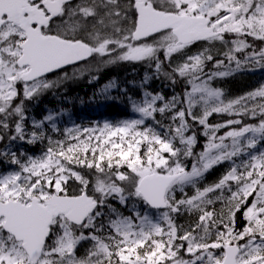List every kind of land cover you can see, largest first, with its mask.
Instances as JSON below:
<instances>
[{
    "label": "snow or ice",
    "instance_id": "1",
    "mask_svg": "<svg viewBox=\"0 0 264 264\" xmlns=\"http://www.w3.org/2000/svg\"><path fill=\"white\" fill-rule=\"evenodd\" d=\"M123 64L127 118L35 115ZM0 264H264V0H0Z\"/></svg>",
    "mask_w": 264,
    "mask_h": 264
},
{
    "label": "trees",
    "instance_id": "2",
    "mask_svg": "<svg viewBox=\"0 0 264 264\" xmlns=\"http://www.w3.org/2000/svg\"><path fill=\"white\" fill-rule=\"evenodd\" d=\"M146 69L142 65H117L110 66L102 69L99 72V78L92 82H89L90 77L85 76L81 79L71 82L68 85L66 99L58 101L51 97L45 99L43 104L35 109V115L40 117L43 114L44 108H63L66 110L67 115L61 117V127L72 126V123L89 125L97 121L103 120H118L127 118L129 115L128 109L124 104L120 102H107L104 103L100 97H97L96 101H91L93 93L99 92V90L113 78L116 79L120 87H128L131 92H137L138 89L130 84V81L142 80ZM261 77L256 75H244L237 76L235 79L227 82L224 87L230 89L232 93H239L254 84ZM151 89L159 90L161 85L159 82H151L148 86ZM165 91H169L165 89ZM112 95L121 96L122 94L118 90H113ZM218 174L214 172L208 176L210 182Z\"/></svg>",
    "mask_w": 264,
    "mask_h": 264
},
{
    "label": "rangeland",
    "instance_id": "3",
    "mask_svg": "<svg viewBox=\"0 0 264 264\" xmlns=\"http://www.w3.org/2000/svg\"><path fill=\"white\" fill-rule=\"evenodd\" d=\"M260 76V74H258Z\"/></svg>",
    "mask_w": 264,
    "mask_h": 264
}]
</instances>
